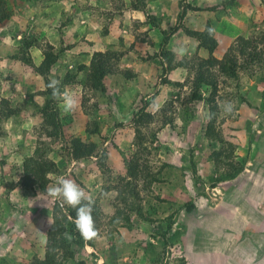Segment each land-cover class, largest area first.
Segmentation results:
<instances>
[{
    "label": "rangeland",
    "instance_id": "374dc122",
    "mask_svg": "<svg viewBox=\"0 0 264 264\" xmlns=\"http://www.w3.org/2000/svg\"><path fill=\"white\" fill-rule=\"evenodd\" d=\"M4 1L12 14L0 24V108L7 105L18 112L0 119V264H26L44 257L54 204L61 207L46 190L55 186L59 177L74 180L93 197V217L102 237L82 246L72 244L74 256L64 264H78V260L84 264H264L263 65L245 66V58L238 56L242 66L237 78L217 77L216 128L231 142L233 160L242 164L234 179L220 178L227 167L214 168L211 151L218 145L204 136L207 120L203 104L199 101L192 107L188 101L199 47L188 48L190 53L183 56L169 50L175 63H187L169 71L173 80L158 64L151 72L154 76H148L143 85L123 73H117L119 81L106 75L105 92L80 82L85 71L78 66L84 63L77 61L71 68L68 62L67 68L53 72L57 61L50 79L61 82L64 73L76 74V80L62 85L61 90L74 92L79 106L65 113L59 103L62 134L51 138L42 132V118L36 112V106L43 102L38 94L44 86L43 77L18 57L26 53L33 61L31 49L36 47L42 53L50 34L71 31L79 39L78 32L70 30L79 26L74 27V13L81 5L90 8L91 0ZM227 1L223 9L228 15L233 10L239 15L237 7H246L242 20L245 33L238 36L258 39L264 31V0H249L247 5L239 4L240 0ZM178 4H182L180 0ZM116 5L115 10H120L119 2ZM173 26L165 32L169 34ZM107 27L105 22L101 34ZM82 33L78 41L86 40L87 32ZM25 41H31L30 45ZM172 42L173 49H178L176 40ZM68 46H54L62 52L59 58ZM132 46L139 59L157 61L161 50L147 55L137 44ZM257 49L263 50V43H257ZM34 79H38L37 86L31 85ZM117 85L124 90L116 95L113 89ZM229 101L234 110L225 114L222 107ZM142 107L152 119L136 136L135 113ZM87 129L96 132L91 134ZM76 137L97 143L93 156L82 160L72 157L71 140ZM32 155H44L56 165L47 175L45 189L23 183V162ZM132 162L136 163L135 175L127 170ZM212 178L219 180L214 187ZM187 201L196 204L191 212L180 207ZM229 215L232 222L227 224ZM170 221L169 233L176 229L179 239L167 246L160 261L149 263L140 241L155 242ZM91 251L90 260L87 252Z\"/></svg>",
    "mask_w": 264,
    "mask_h": 264
},
{
    "label": "trees",
    "instance_id": "16d2710c",
    "mask_svg": "<svg viewBox=\"0 0 264 264\" xmlns=\"http://www.w3.org/2000/svg\"><path fill=\"white\" fill-rule=\"evenodd\" d=\"M232 2L233 0L227 1V3ZM187 8L192 7L185 5L184 10L178 15L177 23L170 28L169 34L163 32V38L161 41L162 48L159 52V56L162 59L161 63L163 66V72L166 74L176 66H186L185 64H187L183 60H181L180 63H175L174 54L166 48L170 35L175 33L178 29H182L185 34L195 38L198 41L197 47L204 48L209 53L207 58H202L198 55L195 60V65H193L194 76L192 79V88L188 101L192 107H195L199 101L203 104L204 114L207 120L204 136L212 141V144L216 143L218 145V147L211 151L214 168L219 169L220 167H227L226 169L224 168L226 171L223 170V173L219 174L220 178L223 180L234 179L241 172L242 164L233 160L234 148L231 145V142L225 141L221 132L216 128L217 77L219 76L218 74H225L229 77L237 78L238 68H241L242 66L238 63V56H243L245 58V66L250 63L259 62L264 67V49H257V43L261 42L264 45V31L258 39L251 36H238L235 39V42L228 47L223 56L218 59L212 55L217 47V41L214 37V32L210 35L207 30L209 28L213 29L210 21L206 22L202 30H191L181 24L180 19L184 16V12ZM11 14L7 2L0 0V24L8 20L11 17ZM150 22L153 25H156L157 23L154 22L152 18H150ZM30 42L31 41H25V44L29 46ZM60 51V49H56L52 44L47 43L45 47L42 48L43 58L38 65H35L31 57L25 55L26 53L18 57L19 60H22L26 65L33 68L34 72L43 77L44 86L38 93L43 97V102L36 106V112L39 113L42 118V132L51 138H57L62 134L59 102L52 98L51 89L47 87L50 80V72L62 53ZM110 57V54L106 51L93 52L88 65L81 64L78 66L80 71H85V76L80 82L92 90L105 92V76L117 72L115 66L110 62ZM123 75L128 78L135 76L128 71H125ZM260 77L261 80L264 81V71L260 74ZM74 80H76V74L66 72L62 76L60 86L73 82ZM143 110L144 108L142 107L140 111L135 113L137 116L135 118L136 136L140 134L141 126L149 123L152 119V115L142 112ZM17 112L18 110L16 108H11L6 105V107L0 108V119L7 118ZM87 131L92 134L96 132V129H87ZM137 139L138 141H136V143L138 142L139 144L141 139L138 137ZM96 149L97 143L93 141H85L81 137H76L71 140V155L76 160H82L93 156ZM102 153L103 154L101 155L104 157L105 153ZM133 163L134 162H132V164ZM134 164L136 165V163ZM134 164L129 165L127 168L131 175H135ZM55 170V163L51 159L44 157V155L29 156L23 162V183H30L31 185H36L41 189H45L49 181L47 176L48 173ZM218 181L219 180L212 178L211 186L214 187ZM180 207L184 208L187 212H191L196 208V204L194 201H188ZM95 212L94 209L92 215ZM75 215V210L70 206L65 205V208L62 209L57 203H55L53 207V223L47 232L48 237L44 257L41 259H35L26 264H64L70 257L74 256L73 251H70L72 244L76 246L90 244V241H85L80 236L72 219L69 218L70 216L75 218ZM172 223V221L168 223L167 229L159 234L160 238L155 242L151 240L140 241V246L149 263L157 262L158 260L160 261V256L163 257V253L166 251L167 246L173 245L178 238L175 236L176 232H178L175 231L176 229H172L171 233H169L172 228ZM68 236H70L71 239H69ZM153 238L156 239L157 237L153 236ZM78 264H84L83 260H78ZM181 264H184V262Z\"/></svg>",
    "mask_w": 264,
    "mask_h": 264
},
{
    "label": "crops",
    "instance_id": "0c3cea01",
    "mask_svg": "<svg viewBox=\"0 0 264 264\" xmlns=\"http://www.w3.org/2000/svg\"><path fill=\"white\" fill-rule=\"evenodd\" d=\"M226 1L180 0L182 4L179 5V0H91V3H88L90 8L81 5L82 8L75 11L74 27L76 24L79 26L70 29L78 32L79 39L82 37V32H87L85 41H78L79 39L71 31H64L61 35H47L49 43L55 47L58 44L63 46L69 44V48L65 49L62 56L58 59L57 66L53 69V72L55 70H64L65 66L67 68L68 62H70L68 67L71 66V68L77 61L87 64L93 52L106 51L112 57H110V62L117 69V72L109 75V80L119 81L117 73L128 71L132 75H135L132 78L133 80H137L139 85H143L142 83L147 82L148 76L150 78L154 76L151 72L156 70V65H162V59L159 55L156 58L159 63L149 57L139 59L134 53L135 48L132 44L135 43L138 48H142L145 50L144 52L147 51V55L150 52H158V48L159 50L162 48L161 41L163 37L161 36L163 32L167 31L169 26L177 23L178 15L184 10L185 5H189L192 8L186 9L184 16L180 19L182 21L181 24L191 30H202L206 22L210 21L214 29V37L217 41V47L212 55L220 59L227 48L233 43L234 37L245 33L243 29L246 26L242 22L244 17H246V7H237V10H240L239 15H237L239 11L235 10L228 15L229 13L223 9L224 2ZM246 1L249 0H240L239 4L243 3L247 5ZM118 2V9L120 10H115ZM251 3H253L254 7L257 6V3L253 1ZM213 6H217L216 9H210ZM228 8L226 7V9ZM256 11L259 12V10ZM150 18L154 22H157L156 25L151 24ZM105 22L108 24V27L101 34L100 31ZM220 26L223 28H220ZM172 40H176L178 47L184 46L187 49L194 48V50H197L198 41L193 37L185 35L182 29H178L175 33L171 34L166 45L167 49L174 53L176 49H173L174 43ZM136 41L140 42L137 43ZM74 43L75 45H73ZM206 51L204 48H198V54L204 58L209 56V53ZM31 52L34 63L38 65L43 58L41 50L34 47L31 49ZM188 52L190 53V51ZM117 56H119L118 59H116ZM142 56H144L143 53ZM71 68L69 69L71 70ZM170 76V72L167 73V78L173 80ZM37 83L38 79H34L31 85L37 86ZM104 83L106 85L105 78ZM122 88L124 86H115L113 89L116 90L114 94L122 93L124 90ZM40 89L42 90L43 88L41 87ZM125 91L124 94H127L128 91ZM229 217L230 219L227 218L225 220L227 224L232 222V216L229 215Z\"/></svg>",
    "mask_w": 264,
    "mask_h": 264
},
{
    "label": "clouds",
    "instance_id": "9594fccd",
    "mask_svg": "<svg viewBox=\"0 0 264 264\" xmlns=\"http://www.w3.org/2000/svg\"><path fill=\"white\" fill-rule=\"evenodd\" d=\"M207 30L210 35L214 32V29L211 28ZM175 51L181 56L188 53V49L184 46H180ZM60 85L61 82L58 79L52 78L49 80L47 87L51 89L52 98L60 103L65 113L76 110L79 106L76 94L67 88L62 91ZM233 110L234 105L232 102L224 103L222 111L225 114H231ZM46 195L52 200L59 201L61 207L68 205L75 210V218L71 216L69 218L72 219L76 230L85 241L99 240L102 238L92 215L95 201L80 184L72 179L59 177L56 180L55 186L47 188ZM68 238L71 239L70 236Z\"/></svg>",
    "mask_w": 264,
    "mask_h": 264
},
{
    "label": "built area",
    "instance_id": "2783aa9c",
    "mask_svg": "<svg viewBox=\"0 0 264 264\" xmlns=\"http://www.w3.org/2000/svg\"><path fill=\"white\" fill-rule=\"evenodd\" d=\"M87 257L91 260L92 259V251L89 253L87 252ZM87 263V262H86ZM100 264V263H99Z\"/></svg>",
    "mask_w": 264,
    "mask_h": 264
}]
</instances>
